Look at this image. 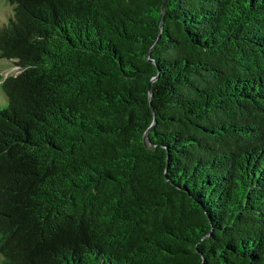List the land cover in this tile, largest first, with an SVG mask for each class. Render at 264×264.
<instances>
[{
    "label": "trees",
    "instance_id": "1",
    "mask_svg": "<svg viewBox=\"0 0 264 264\" xmlns=\"http://www.w3.org/2000/svg\"><path fill=\"white\" fill-rule=\"evenodd\" d=\"M6 1L0 264H264V0Z\"/></svg>",
    "mask_w": 264,
    "mask_h": 264
},
{
    "label": "rangeland",
    "instance_id": "2",
    "mask_svg": "<svg viewBox=\"0 0 264 264\" xmlns=\"http://www.w3.org/2000/svg\"><path fill=\"white\" fill-rule=\"evenodd\" d=\"M13 7L6 0H0V25L7 21L9 15H11ZM19 67L12 61L0 58V74L7 75L11 72H16ZM3 92L0 89V99L3 98Z\"/></svg>",
    "mask_w": 264,
    "mask_h": 264
},
{
    "label": "water",
    "instance_id": "3",
    "mask_svg": "<svg viewBox=\"0 0 264 264\" xmlns=\"http://www.w3.org/2000/svg\"><path fill=\"white\" fill-rule=\"evenodd\" d=\"M163 8H164V6H163ZM152 91V90H151ZM145 140H149V138H148V131L146 132V136H145Z\"/></svg>",
    "mask_w": 264,
    "mask_h": 264
}]
</instances>
